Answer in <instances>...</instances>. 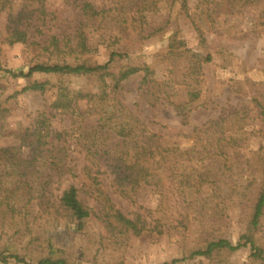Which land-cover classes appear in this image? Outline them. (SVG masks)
<instances>
[{
	"label": "trees",
	"instance_id": "16d2710c",
	"mask_svg": "<svg viewBox=\"0 0 264 264\" xmlns=\"http://www.w3.org/2000/svg\"><path fill=\"white\" fill-rule=\"evenodd\" d=\"M46 1L23 0L17 10L12 4L6 24L8 34L4 41L15 44L32 39L40 46V52L48 55L47 60L36 62L27 72L7 71L17 76L54 73L60 76L88 75L103 80L110 77L111 81L107 83L108 90L102 93L61 88L49 107L38 112L33 126L15 132L18 143L8 146L7 154L0 153V215L9 226H17L14 232L8 233L14 236L22 231L32 234V241L35 235V239L43 243L40 233L33 234L31 221L35 222L36 218L31 220L29 217V213L36 211L37 204L36 217L44 213L60 214L67 218L68 223L74 224L75 231L81 233L88 230L91 220H98L104 228L99 232L100 240L97 243L100 246L94 251L95 246L92 245L81 253L85 257L86 251L90 250L89 260L97 264L98 250L104 246L111 245L117 250L127 245L133 235H142L147 230L163 234L166 229H188L193 218L201 219L204 226V218L215 214L220 217L227 213L232 202L242 207L247 219V230L237 242L206 229L204 238L189 255L162 264H175L197 256L215 260L223 251L234 252L245 246L252 248L254 258L264 262V246L257 236L264 216V146L253 150L255 162L246 156L236 157L237 149L247 147L254 132L264 136V82L248 79L253 90L252 94H247L242 80L231 79L232 83H236V90L241 93L239 95L252 97V105L238 106L217 119L195 126L192 134L185 135L192 138L190 147L170 149L159 132L149 128L118 98L123 81L139 71L145 73L144 83L158 81L151 63L131 62L133 58L129 44L151 38L161 31L164 26H154L153 17L166 10L171 11L177 3H180L182 12L191 17L201 38L202 48L178 50L172 43L170 49L162 54L172 64L171 72L180 73L177 78L188 91V101L176 105L181 111V108L193 105L200 99L203 63L214 59L211 52L203 50L208 47L204 18L191 13L188 0H65L74 7V14L65 19L56 12L48 11ZM204 2L208 17L215 21V13H218L221 2ZM120 12L125 13L124 18L119 19ZM150 25L153 26L149 29ZM101 46L110 48V56L105 62L96 65L82 62L84 55L99 52ZM125 58L128 61L122 63L116 72L114 62H121ZM50 87L49 81L35 80L24 90L45 92ZM173 95L159 94L152 101L164 97L175 103ZM55 114L71 116L77 122L76 126L55 129L51 120ZM256 125L260 128L249 129V126ZM72 131L77 133V138L92 154L90 163L81 170H77L67 158L70 144L63 139L66 135H72ZM24 147L33 149L34 164L22 165L15 161ZM258 168L262 171L261 177L256 172ZM109 170L114 174L111 185L116 192L133 198L144 186H152L160 194L161 203L169 197L180 205V215L169 223L165 222V215L157 217L149 209L145 212L134 211L132 216L125 213L101 179V175ZM65 174L79 177L81 185L71 184L55 196L51 183ZM40 180L43 190H36ZM81 188L94 197L96 206H90L81 197ZM214 205H218L215 212L210 214L204 211ZM22 222L25 228L19 225ZM50 247L49 252L40 257L36 264L83 262L77 252L68 246L56 250L52 243ZM9 258H14L18 263L34 264L19 252L8 255L0 252L2 261Z\"/></svg>",
	"mask_w": 264,
	"mask_h": 264
},
{
	"label": "rangeland",
	"instance_id": "374dc122",
	"mask_svg": "<svg viewBox=\"0 0 264 264\" xmlns=\"http://www.w3.org/2000/svg\"><path fill=\"white\" fill-rule=\"evenodd\" d=\"M218 13H215L216 20L212 21L207 14V4L204 0H188L191 6V13L203 17L206 25L205 35L208 47L204 51L211 52L214 59L203 63L201 97L193 105L176 108L177 104H185L188 101V91L186 86L177 78L180 73H172V64L166 60L162 54L166 53L172 43L175 49L184 50L185 48L201 49L200 36L188 14L183 13L180 3H177L170 11L156 14L153 17V24L164 26L155 36L136 41L129 44L131 62L143 64L151 63L156 70V82L144 83V71H139L123 81L122 89L117 93L118 98L124 105L134 111L135 114L152 130L161 134L162 141L170 149L188 148L192 144V138L185 135L192 134L195 126L201 125L211 119H217L230 109L243 105H252L250 95L241 96L236 90V83L231 79L242 80V85L248 90L247 94H252V87L248 79L255 82H264V0H218ZM23 0L0 1V153H8L7 147L16 144L17 130L33 126L36 115L39 111L49 107L51 101L59 94L61 88L72 90L82 89L84 92L102 93L109 86L111 81L98 79L92 76H60L54 73H35L29 77L26 75H15L7 71L12 69L16 72H27L30 67L38 61L47 60V54L40 52V46L33 43L32 39L27 42L9 44L4 41L8 32L6 24L8 13L13 4L14 10L21 7ZM102 2V1H100ZM107 2V1H106ZM47 10L56 12L64 19L74 14V7L70 6L65 0H47ZM125 13H119V19L124 18ZM117 17V18H118ZM150 25L148 28H152ZM156 54H160L155 57ZM110 56V48L101 46L99 52L84 55L82 62L89 65H96L105 62ZM184 60V58H183ZM123 61L114 62V70L118 72ZM184 61H182L183 63ZM181 63V62H180ZM181 63V64H182ZM185 65V64H184ZM183 66V65H182ZM184 68V66L182 67ZM183 70V69H181ZM171 76V77H170ZM35 80L49 81L51 87L45 92L39 90H24ZM161 83V84H159ZM159 94H175L172 103L169 99L160 97L156 101L153 98ZM153 103H152V102ZM57 112V111H55ZM251 112V111H250ZM53 127L57 130H64L71 126H76V121L71 116H52ZM260 128L258 125L249 126L250 130ZM66 135L63 140H68V161L75 165L77 170H81L86 164L90 163L92 154L84 146L83 141L77 138L76 132ZM249 145L245 148L237 149L236 157L252 158L255 162L256 154L253 150H259L264 146V136L254 132L248 140ZM263 154H264V150ZM22 165H32L35 162L33 149L30 147L22 148L20 156L15 160ZM259 177L262 176L260 168L257 169ZM57 178V176H55ZM59 177V176H58ZM114 174L109 170L101 175V179L112 194L117 205L127 214L132 216L134 211H151L155 216L165 215V222H172V219L179 216L180 205L171 198L164 199L161 203L160 194L152 186H144L133 198H128L116 192L111 179ZM42 180L38 182L36 190H43ZM89 180H87V183ZM71 184L81 185L79 177L70 174L62 175L51 183V190L59 194L64 188ZM85 188H81L80 194L90 206H96V200L90 196ZM209 194V193H206ZM161 203V204H160ZM218 205L204 210L210 214L216 211ZM36 211L29 213L31 220L36 218L34 233H40L43 243L35 239L32 241V234L18 232L11 236L17 226H9L0 215V252L6 255L11 252H19L26 256V259L34 264L37 260L47 254L50 244H54L57 250L60 247L68 246L72 251L77 252L78 258L83 260L81 264H96L89 260L87 250L86 256H81L85 248L94 247V251L100 245L99 232L104 230L98 220L89 222L88 230L81 233L75 231L74 224L68 223L67 218L60 214L47 213L45 216L37 215ZM193 216V215H192ZM193 223L186 229L185 227L166 229L163 234L156 230H147L142 235H133L128 244L115 249L113 246H104L97 253V264H162L172 262L175 258H182L190 254L200 241L204 238L203 232L224 234L235 242L240 235L247 230L246 215L242 207L232 202L229 203L227 213L217 217V214L204 218V226L201 219L193 218ZM31 224V225H32ZM25 228V223H20ZM9 232V233H8ZM25 232V231H24ZM259 242L264 246V216L257 231ZM42 240V239H41ZM90 256V255H89ZM0 264H23L18 263L14 258L2 261ZM175 264H264L260 259L252 256L250 246L229 252L223 251L217 255L215 260L205 256H197L186 260L178 261Z\"/></svg>",
	"mask_w": 264,
	"mask_h": 264
}]
</instances>
